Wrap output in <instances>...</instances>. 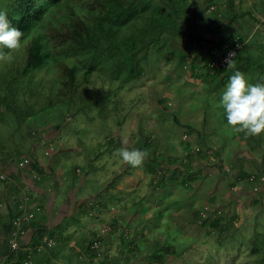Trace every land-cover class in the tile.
I'll return each instance as SVG.
<instances>
[{"label":"rangeland","instance_id":"1","mask_svg":"<svg viewBox=\"0 0 264 264\" xmlns=\"http://www.w3.org/2000/svg\"><path fill=\"white\" fill-rule=\"evenodd\" d=\"M150 1L153 10L155 6L171 8L167 0ZM9 2L0 0V8L8 14ZM182 5L184 9L180 17L185 21L191 19L190 28L194 36L172 34L183 27L180 17H175L172 24L167 23L164 26L167 31L162 34L170 36L168 50L178 49L175 53L179 61L173 55L172 58L166 57L167 50L158 53L157 44H153L140 54L137 77L130 81H124L123 74L110 77L99 69L84 78L85 68L79 66L77 77L82 83L70 105L64 100L53 104L58 98L60 100L62 86L53 61L47 60L23 74L24 41L17 49L0 46V50L7 54L0 60V157L16 161L28 155H37L41 160L51 158L55 171L63 168L66 180L62 176L60 180L67 182L70 189L83 184L80 195L83 191L88 197V192H92V188H86L88 183L102 182L100 180L108 176L106 169L112 166L113 161L120 168L115 175L128 169L129 164L127 166L122 162L120 167L118 162L121 161L118 149L124 143L132 144L130 148L144 147L149 150L143 142L159 128L164 132L160 140H167L159 145L160 150L164 158H168L170 152L182 154L186 127L196 124L206 147L221 154L223 147L220 146L225 143V150L229 152L224 155L230 153V157L223 158L229 172L222 180L231 179L230 173L239 169L249 173L247 177L241 176L246 184L243 188L239 186V192L242 191L240 196L231 202L223 201L207 216L203 213L202 203L206 200L203 196L213 190L209 189L206 180H201L200 189H182L179 192L182 201L166 200L173 189L164 191L158 200L162 202V215H165L157 227L162 233L154 234L151 256L138 263L166 264L169 254L164 252L163 246L173 244L177 264H264V132L250 135L246 130L237 131L227 123L226 113L219 101L228 81L220 82L210 95L197 78L198 70L208 71L202 55L231 30L242 36L254 60L233 62L225 70L228 72L226 77L247 65L249 68L244 73L250 82H264V0H234L236 16L230 12L229 0H216L210 4L207 0H184ZM149 23L153 25L152 21ZM149 23L142 21L140 27ZM175 38L171 43V39ZM182 60L185 66L181 65ZM67 61L73 64L75 58L69 56ZM189 63L195 64L190 66ZM169 96L170 99H165ZM163 103L166 108H163ZM162 112L167 115V124ZM217 132L220 138H217ZM194 145H197L195 141ZM72 146L80 150L65 152ZM49 147L53 150L46 155ZM203 150L207 156L197 158L202 171L207 172L206 164L215 153H207L206 148ZM104 157L109 162L99 168L105 161ZM221 165L224 166L222 162ZM147 166L144 162L143 170L147 171ZM42 174L52 177V174ZM146 174L150 176L148 171ZM251 175H256L255 180L249 179ZM137 178L140 182L144 180V177ZM144 182L147 189L151 188L150 181ZM171 182L168 181L170 186L176 188V182ZM232 185L234 183L228 186ZM215 192L218 190L214 189ZM172 208L176 214H171ZM41 212L37 211V214ZM217 215L227 217L224 233L209 224ZM198 216L208 219L197 222Z\"/></svg>","mask_w":264,"mask_h":264},{"label":"crops","instance_id":"2","mask_svg":"<svg viewBox=\"0 0 264 264\" xmlns=\"http://www.w3.org/2000/svg\"><path fill=\"white\" fill-rule=\"evenodd\" d=\"M174 40L176 38L171 39V43ZM166 50L168 51L166 57L172 58L173 55V57L175 56L174 59L179 61L175 53L178 49L168 50L167 47L164 51ZM205 55H202L203 58H205ZM184 64V60H182L181 65L185 66ZM194 64L189 63L190 66ZM226 73L228 72L225 71L214 80L211 72L207 71L206 73L205 70L202 71L201 69L197 71V74H199L197 78L204 85L208 94L211 95L214 93V89L216 90L220 86L222 76H227ZM170 98L169 96L165 99ZM162 105L163 108H166L165 103ZM162 114L165 117L164 123L167 124L169 122L167 115L163 112ZM195 125L190 124L189 127H186L187 130L183 136V145L181 146L182 154L170 152L168 158H164L159 146L167 140H160L164 136V132L157 128V132L152 133L143 142L144 146L146 142L152 141L155 143L151 149L147 150L143 162L140 165H132L120 156L121 161H118L120 167L123 163L127 166L129 164L128 169L125 168L126 170L120 171L124 175L114 174L120 168L113 161L112 166L107 169L104 167L108 171V176L101 179L102 182L88 183L86 188H92V192L87 194L88 197L84 196L83 191V195H80L83 189L82 183L81 187H76L73 184L75 187L70 189L67 182L60 180L61 176L66 180L63 168L55 171L51 158L41 160L39 156L33 155L31 164L27 167H21L19 165L20 159L18 161L5 160L0 157V175L6 174L7 176L4 179L0 177V264H22L21 260L12 262H6V260L12 250L9 245L10 232L16 228L13 221L17 214L20 211L23 212V208L27 206L40 205L41 209L39 211L42 210L27 224L26 233L19 239L21 249L29 250L30 254L33 253L29 258L32 264H139L151 256L150 249L153 248L154 234L162 233L161 231L158 232L157 227H159L165 215H162V202L158 200L162 197L164 191L173 189L169 192L171 196L168 194L166 200L172 202L182 201V196L179 195L182 189H188V187V190H190V187L193 190L200 189L201 180H206V184L210 185L209 189L213 191L216 189L218 192H215V194L212 191L207 196H203L206 199L202 203L205 216L209 211L212 212L221 206L223 201L231 202L234 198L240 196L242 191L239 192L238 188L239 186L243 188L242 186L246 183L241 180L239 169L230 173L232 174L231 179L227 178L229 181L227 179L222 180L223 177L226 178L225 174L229 172V169H227L229 166L223 159L226 156L230 157V153L224 155L225 152H229L225 150V143L220 146L223 147V152L218 154L216 151V154L215 151L202 143V133ZM215 134L217 138H220L218 132ZM191 138L194 139L197 145H194ZM123 141L125 142L124 139ZM124 145L125 143L122 146L123 148ZM189 145L194 152L206 148L207 153H215L216 156H219L214 158L215 155L213 154V157H210L209 162L206 164L208 167L207 172L202 171L201 162L195 157L191 165H187L191 170L186 169L184 174H195L197 178L183 185L176 182L177 187L172 188L168 181L175 184L173 180H170V176L173 169L180 164L172 158L173 156H184L188 152ZM125 146L130 148L132 144ZM79 150V147L72 146L67 150L65 149V152L72 153L71 151ZM152 150L153 154H151ZM104 160L99 168L109 162L108 158L104 157ZM144 162L148 164L147 171L150 176L146 174V169L143 170L142 168ZM221 162L224 165L223 167ZM41 172L52 174L53 178L43 176ZM35 176L39 177L36 178ZM139 176L140 178L144 177L143 182L139 181L137 178ZM145 180L151 182V188H146ZM231 183H234V185L228 186ZM27 194L31 197L28 202L25 201ZM170 212L176 214L174 208ZM198 217L197 222L201 223L202 220L207 221L208 219L204 216ZM42 225L47 226L48 230L55 234V238H50L52 243L45 241L44 244L34 249L31 245L32 236L35 229ZM98 238L102 240V245L100 248H95L92 243ZM173 246L172 244L171 247ZM173 252V254H169L166 264H177V256L174 255L176 252L174 250Z\"/></svg>","mask_w":264,"mask_h":264},{"label":"trees","instance_id":"3","mask_svg":"<svg viewBox=\"0 0 264 264\" xmlns=\"http://www.w3.org/2000/svg\"><path fill=\"white\" fill-rule=\"evenodd\" d=\"M167 1L171 5L170 9L155 6L153 10L150 0H10L9 18L14 26L24 30L21 40L24 41L25 57L21 73H28L47 60L53 61L62 84L60 100L58 98L53 104L63 100L69 105L72 103L74 94L82 83L77 77L79 66L85 68L84 78L99 69L110 77L123 74L124 81L133 80L139 71L137 62L140 54L153 44H157L158 53L163 52L170 41V36H162L167 31L164 26L167 23L172 24L175 17L181 16L184 0ZM215 1L207 0L209 4ZM229 4L230 12L236 16L234 0H229ZM190 20L185 21L181 18L183 27L171 33L185 34L192 38L194 33L190 28L192 22ZM142 21L148 23L152 21L153 25L149 23L140 27ZM235 36L236 34L230 30L223 40L213 44L231 42ZM240 38L244 44L230 64L254 60L246 49L245 40L242 36ZM46 45L48 46L45 47ZM208 53L207 51L205 55V66H208ZM69 56L75 58V63L70 64L67 61ZM230 64L211 72L213 79L220 77ZM246 68L249 66H243L240 70L244 72L247 71ZM229 78L224 75L220 82L226 83ZM154 145L152 141L145 143L147 149ZM188 148L184 156L172 158L180 164L173 169L170 180L179 184L190 183L196 179L197 175H185L184 171L191 170L188 166L195 157L207 156L203 149L194 152L190 145ZM240 173L241 176H249L247 171ZM226 218L224 215H217L209 224L220 233H224L227 229ZM24 228L26 229L27 225H24ZM45 237L55 238V234L45 225L36 228L32 236V247L37 249L44 244ZM163 248L168 254L175 251V246L171 247V244ZM30 253L21 247L11 250L6 262L21 260L24 264V261L33 254Z\"/></svg>","mask_w":264,"mask_h":264},{"label":"clouds","instance_id":"4","mask_svg":"<svg viewBox=\"0 0 264 264\" xmlns=\"http://www.w3.org/2000/svg\"><path fill=\"white\" fill-rule=\"evenodd\" d=\"M23 36L24 30L14 26L8 12L0 8V46L17 49ZM6 55L0 50V60ZM219 103L226 113L227 123L237 131L246 130L250 135L264 132V82L252 83L244 72L237 70L230 76ZM118 151L122 159L132 165H140L147 155L146 149L135 147H122Z\"/></svg>","mask_w":264,"mask_h":264},{"label":"built area","instance_id":"5","mask_svg":"<svg viewBox=\"0 0 264 264\" xmlns=\"http://www.w3.org/2000/svg\"><path fill=\"white\" fill-rule=\"evenodd\" d=\"M214 8V6H212ZM244 44V41L241 40L239 35H236L235 38L229 42L225 41L221 43L220 45L212 44L208 50L209 54V60H208V71L214 72L215 70L225 67L228 65V60L231 59V61L237 56L239 50L242 48ZM218 54L217 56H215ZM53 150L52 147H49L46 149L45 154L49 155L51 154V151ZM32 162V156H22L19 161V165L21 167H27ZM1 178H6V174H1ZM38 178L39 176H35ZM256 175H251L250 180H255ZM264 179V176L262 177ZM31 200V197L29 194L25 196V201L28 202ZM24 211H20L19 214L15 217L13 223L16 226L14 230L10 232L9 236V245L12 250H17L21 247L19 239L24 236L26 233V229L24 228V225H27L30 221H32L37 211L41 209L40 205L36 206H27L23 208ZM44 241H47L49 243H52V240L48 237L44 238ZM93 247L100 248L102 245V240L100 238L95 239L93 241ZM24 264H32V261L30 259L25 260Z\"/></svg>","mask_w":264,"mask_h":264}]
</instances>
